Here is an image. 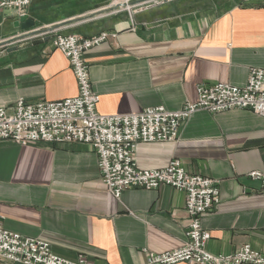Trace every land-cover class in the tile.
<instances>
[{"label": "crops", "instance_id": "crops-1", "mask_svg": "<svg viewBox=\"0 0 264 264\" xmlns=\"http://www.w3.org/2000/svg\"><path fill=\"white\" fill-rule=\"evenodd\" d=\"M129 1V11H114L116 0H30L25 20L4 10L0 106L77 94L68 59L46 35L53 29L116 33L85 54L103 114L159 105L176 110L195 100L198 83L242 86L250 68H264V0ZM136 157L140 168L178 158L188 172L217 178L221 201L202 219L207 249L227 254L249 244L264 253V188L247 176L264 171L258 114L199 110L181 124L177 141L141 142ZM0 223L49 240L67 259L82 254L86 264H149L143 248L161 253L181 246L189 222L185 193L170 186L130 187L113 197L88 144L0 140Z\"/></svg>", "mask_w": 264, "mask_h": 264}, {"label": "built area", "instance_id": "built-area-1", "mask_svg": "<svg viewBox=\"0 0 264 264\" xmlns=\"http://www.w3.org/2000/svg\"><path fill=\"white\" fill-rule=\"evenodd\" d=\"M29 3L30 0H0V16L6 9H13L22 16ZM124 5L116 0L112 9L126 7L129 11L131 5ZM46 35L51 36L52 46L68 59L76 80L77 94L61 100L35 103L18 98L12 107L0 106V140H11L20 145L37 142L90 145L97 155L100 177L115 198L130 187L155 189L166 185L183 191L189 222L183 244L161 253L143 248L149 264H264V253L249 244L227 254H214L207 249L210 232L202 219L221 201L217 178L188 172L178 158L170 159L162 168H140L136 157L137 146L141 142L177 141L181 124L199 110L249 109L264 120V68H250L242 86L227 82L198 83L195 100H186L176 110L159 105L137 112L103 114L97 110L99 94L92 89L85 54L92 47L113 39L116 33L101 30L91 36H82L53 29ZM247 176L264 188V171L252 170ZM0 261L8 264L87 263L82 254L75 260L61 257L51 250L49 240L24 236L4 228L1 223Z\"/></svg>", "mask_w": 264, "mask_h": 264}, {"label": "rangeland", "instance_id": "rangeland-1", "mask_svg": "<svg viewBox=\"0 0 264 264\" xmlns=\"http://www.w3.org/2000/svg\"><path fill=\"white\" fill-rule=\"evenodd\" d=\"M118 1H119V0H118ZM121 1H122V0H120V2H121ZM131 1H132V0H131ZM153 1L156 2L157 0H153ZM125 2H126V3H125ZM129 2H130L129 0H126V1L123 0V1H122V3H124L125 5L129 4ZM125 5H124V6H125ZM125 9H126V7H125Z\"/></svg>", "mask_w": 264, "mask_h": 264}, {"label": "water", "instance_id": "water-1", "mask_svg": "<svg viewBox=\"0 0 264 264\" xmlns=\"http://www.w3.org/2000/svg\"><path fill=\"white\" fill-rule=\"evenodd\" d=\"M26 19V16L25 15H22L21 16V20H25ZM25 28H26V26H25Z\"/></svg>", "mask_w": 264, "mask_h": 264}]
</instances>
